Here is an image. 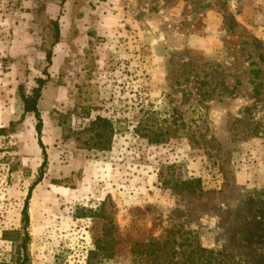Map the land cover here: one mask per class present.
Wrapping results in <instances>:
<instances>
[{
	"label": "rangeland",
	"instance_id": "1",
	"mask_svg": "<svg viewBox=\"0 0 264 264\" xmlns=\"http://www.w3.org/2000/svg\"><path fill=\"white\" fill-rule=\"evenodd\" d=\"M26 198L25 264H264V0H0V263Z\"/></svg>",
	"mask_w": 264,
	"mask_h": 264
},
{
	"label": "trees",
	"instance_id": "2",
	"mask_svg": "<svg viewBox=\"0 0 264 264\" xmlns=\"http://www.w3.org/2000/svg\"><path fill=\"white\" fill-rule=\"evenodd\" d=\"M54 24V30H55V40L59 39V32H58V27H57V21L53 22ZM50 56L51 53L47 52L46 53V59L50 61ZM38 86L34 89H32V93L30 95H25L24 93L20 94L22 103H23V110L26 113H33L34 117L36 118V125L35 129L37 133H40L41 126H42V121L41 117L39 114V111L37 109V100L40 97V91H41V86L43 84L42 79L37 80ZM112 124L109 119H106L101 116H96L93 120L89 122V125L83 129L84 133L90 134L89 140L87 141L88 147L97 149V150H105L109 147V144L111 142L112 138ZM146 138L154 143L157 142H162L165 141L166 138V133H162V131L156 130H150L148 133H145ZM163 134V135H162ZM162 136V137H161ZM40 142V141H39ZM40 145L42 146L41 142ZM45 164V153H44V160L41 166ZM42 168L40 167V173L38 175V178L36 181L33 183L32 186H34L40 179L42 175ZM31 186V187H32ZM162 186L163 188H169L172 190V194L180 197L181 199H186L190 202H196V201H201L205 196L209 197L210 200H213L215 197L216 191L214 190H205L199 179L197 178H189L185 180H167L164 179L162 181ZM31 187L29 191L31 190ZM22 222H23V238L21 240V243L18 246V252H17V257H16V262L13 264H25L26 260V255H25V249H26V244L29 239V235L27 233V225L29 221L28 213H27V198L24 202V206L22 209ZM99 249L98 247H96ZM20 250H23L22 253H20ZM205 252L204 250H202ZM196 252H198L196 250ZM22 255V258L20 257ZM211 255V256H210ZM0 264H9V263H0ZM176 264H180L179 262H176ZM204 264H221L219 260H216L215 257H212V254L209 253L205 257Z\"/></svg>",
	"mask_w": 264,
	"mask_h": 264
}]
</instances>
